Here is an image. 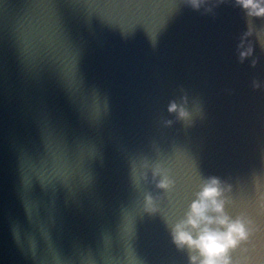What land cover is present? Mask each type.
I'll list each match as a JSON object with an SVG mask.
<instances>
[{
    "label": "water",
    "instance_id": "1",
    "mask_svg": "<svg viewBox=\"0 0 264 264\" xmlns=\"http://www.w3.org/2000/svg\"><path fill=\"white\" fill-rule=\"evenodd\" d=\"M197 2L0 0V264H190L211 177L245 230L221 264H264V17Z\"/></svg>",
    "mask_w": 264,
    "mask_h": 264
},
{
    "label": "clouds",
    "instance_id": "2",
    "mask_svg": "<svg viewBox=\"0 0 264 264\" xmlns=\"http://www.w3.org/2000/svg\"><path fill=\"white\" fill-rule=\"evenodd\" d=\"M236 3L248 15L264 17V6L258 0H236ZM193 4L199 6L197 0H193ZM251 54L252 49L249 48L241 53V58ZM169 110L176 112L177 105L173 103ZM180 116L186 117L187 113L181 109ZM152 181L157 189L163 191L170 192L175 186V182L163 169L153 171ZM220 184L218 178H208L202 190L196 193V199L192 202L186 218L172 228V239L177 248H186L190 253H195L189 256L190 264H221V258L229 248L235 247V236L245 235L243 225L238 221H231L225 212L224 192ZM146 201L149 205L154 203L151 195L146 197ZM223 264L228 262L224 260Z\"/></svg>",
    "mask_w": 264,
    "mask_h": 264
}]
</instances>
